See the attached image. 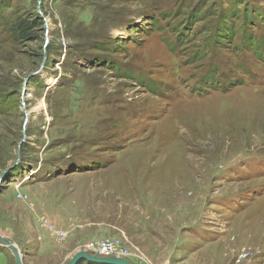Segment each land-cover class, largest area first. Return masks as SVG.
I'll return each instance as SVG.
<instances>
[{
	"label": "rangeland",
	"instance_id": "rangeland-1",
	"mask_svg": "<svg viewBox=\"0 0 264 264\" xmlns=\"http://www.w3.org/2000/svg\"><path fill=\"white\" fill-rule=\"evenodd\" d=\"M238 3L264 12L0 0V235L23 264H66L102 238L132 264H264V28ZM0 264H16L1 244Z\"/></svg>",
	"mask_w": 264,
	"mask_h": 264
},
{
	"label": "trees",
	"instance_id": "trees-1",
	"mask_svg": "<svg viewBox=\"0 0 264 264\" xmlns=\"http://www.w3.org/2000/svg\"><path fill=\"white\" fill-rule=\"evenodd\" d=\"M235 4H237L236 2H233V6L235 5ZM241 4V3H240ZM239 3H238V5H239V8H241V10L240 9H238V8H236V7H233L231 10H232V13H235V14H237V12H239V13H241V12H243L244 11V16H245V18L247 19V21H246V24H245V28L246 27H248V26H253V25H256L257 26V28L259 29V30H261L262 28H264V24L262 23V19H264L263 17H264V12H259V11H262V10H260V9H258V10H255V9H253L252 7H250V11H251V13H252V15L250 16V15H245V5H243L242 4V6L240 5ZM262 17V18H261ZM40 18H38V21H40L39 20ZM249 21H251V23L249 22ZM253 21V22H252ZM4 24L5 23H0V26L2 25V26H4ZM262 25V27H260ZM226 29H224V26H219L218 27V31H221L222 33H218V35H221L220 36V38H222V39H225L226 37H225V35L226 36H232V35H230L232 32H233V28H230V27H225ZM9 29L10 30H13V32H14V34L16 33V35H19V37L20 38H22V37H26V36H28V30L30 29V27H29V23L27 22V21H16V22H13L11 25H10V27H9ZM262 35V34H261ZM260 35V36H261ZM242 36H243V38H244V41H245V39L246 38H248L249 39V45H251V46H256L257 48H259L258 46L260 45V44H258V43H261V42H259V41H262V43H261V45H263L264 46V38L262 39H260L259 41H256L257 39L255 38V40L252 38V34L250 35V33H247L246 31H244L243 33H242ZM177 39H179V35H177V37H176ZM171 39V38H170ZM177 39H176V42L175 43H177L176 44V47H168L169 48V50L172 52V53H175V52H178L179 51V48H178V42H177ZM222 39H218V41H220V42H222ZM258 42V43H257ZM217 43H219V42H217ZM242 43V42H241ZM218 45V44H217ZM178 55V54H177ZM177 55H175V56H177ZM114 67L116 68V64H114ZM81 262L83 263V262H86V264H102V263H97V262H88V261H86V260H84V259H82V260H79L76 264H81Z\"/></svg>",
	"mask_w": 264,
	"mask_h": 264
},
{
	"label": "built area",
	"instance_id": "built-area-1",
	"mask_svg": "<svg viewBox=\"0 0 264 264\" xmlns=\"http://www.w3.org/2000/svg\"><path fill=\"white\" fill-rule=\"evenodd\" d=\"M21 195V194H20ZM36 223L40 229L47 230L49 236L56 240H63L66 237L64 230H59L45 216H38ZM84 250L92 252L97 256H117V255H128L129 249L124 247L118 239H100L97 242L90 243L84 246ZM245 249V248H244ZM244 255V254H242Z\"/></svg>",
	"mask_w": 264,
	"mask_h": 264
},
{
	"label": "water",
	"instance_id": "water-1",
	"mask_svg": "<svg viewBox=\"0 0 264 264\" xmlns=\"http://www.w3.org/2000/svg\"><path fill=\"white\" fill-rule=\"evenodd\" d=\"M39 10V8H38ZM24 141V140H22ZM20 151L18 150V154ZM19 160H17L18 162ZM0 244L7 247L13 254L16 264H23L22 254L20 253L18 247L14 242L8 237L0 235ZM86 260L88 262H97L102 264H132L130 261L120 258L117 256H97L94 254H89L84 249L77 250L68 260L66 264H76L79 260Z\"/></svg>",
	"mask_w": 264,
	"mask_h": 264
},
{
	"label": "crops",
	"instance_id": "crops-1",
	"mask_svg": "<svg viewBox=\"0 0 264 264\" xmlns=\"http://www.w3.org/2000/svg\"><path fill=\"white\" fill-rule=\"evenodd\" d=\"M37 240H42V237H41V239H38L37 238ZM13 241V240H12ZM48 245V244H47ZM47 245H45L44 247H43V245H40V246H38V248L37 249H47ZM49 246V245H48ZM10 251V250H9Z\"/></svg>",
	"mask_w": 264,
	"mask_h": 264
},
{
	"label": "bare ground",
	"instance_id": "bare-ground-1",
	"mask_svg": "<svg viewBox=\"0 0 264 264\" xmlns=\"http://www.w3.org/2000/svg\"><path fill=\"white\" fill-rule=\"evenodd\" d=\"M38 239H41V237H40V236H38Z\"/></svg>",
	"mask_w": 264,
	"mask_h": 264
}]
</instances>
